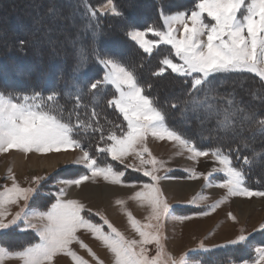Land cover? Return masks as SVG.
Returning a JSON list of instances; mask_svg holds the SVG:
<instances>
[{"label": "snow or ice", "instance_id": "obj_1", "mask_svg": "<svg viewBox=\"0 0 264 264\" xmlns=\"http://www.w3.org/2000/svg\"><path fill=\"white\" fill-rule=\"evenodd\" d=\"M81 3L89 21L85 27L91 29L94 37L100 30L101 14L124 15L115 0H102L96 6L87 0H81ZM48 11L58 15L55 6L49 7ZM158 12L162 25L129 26L126 33L148 56L161 55V46H170L151 75L163 78L170 70L179 77L191 78L188 93L191 99L184 102V111L187 112L191 105L193 113L203 110L207 118L215 116L217 128L240 136L243 148L251 150V156L240 155V147H228L227 150L223 146L202 147L170 127L165 108L156 97L148 94L152 85L142 82L136 66L103 54L95 44L90 52L81 48L78 69L87 67L91 55L102 66L103 73L83 87L77 83L73 90L50 89L47 95L44 91L19 92L0 88V154L15 150L25 157L30 154L47 156L78 149L80 154L67 163L82 165L85 169L67 179H56L48 173L33 175L27 186L17 180L12 168L7 169L4 179L10 183L0 186V237L31 230L38 240L18 245L0 243V264L10 260L19 264H55L61 255L69 257L72 264H92L93 261L105 264L78 235L81 230L102 243L111 255L110 264H204L202 259L193 258L198 255L197 250L208 253L223 245L209 246L201 241L196 249H189L179 256L168 250L166 222H183L193 217L174 215L175 209L161 186L162 180L172 177L159 174L166 161L153 155L148 147L150 137L173 142L177 148L175 155L187 154V159L194 165L201 157L212 159L213 167L207 172L198 171L195 166L185 169L189 173L188 179L205 182L200 192L183 202L198 207L203 205L207 209L197 211L195 215L207 216L233 197L264 198V190L254 189L248 183L250 169L258 163L264 165V151L257 152L252 148V141L257 136L264 139V110L257 112L251 107V103L258 101L264 109V0H193L191 7L177 11H165L161 4ZM149 34L154 38L149 39ZM24 43L20 42L21 47ZM217 74H254L261 88L249 90V100L237 91V88L243 89L242 84H234L231 91L221 93L213 83ZM109 87L113 91L107 98ZM85 89L90 94L87 103ZM201 92L203 96L198 95ZM62 98L70 100L71 106L61 103ZM100 100L122 117L120 123L98 111ZM179 106L169 104L172 109ZM245 132L250 135L245 137ZM97 136L98 140L94 141ZM107 157L123 165L124 170L105 162ZM129 157L134 162L125 163ZM129 168L142 172L148 181L138 183L133 179L126 182L125 173ZM215 173H222L223 178L212 183L210 178ZM101 179L133 189L130 196L117 198L115 204L127 216L135 237L126 236L99 211L94 215L101 223L95 222L93 209L82 200L69 196L71 189H80L86 183L95 184ZM50 180H55L51 186L57 191L42 193L41 189ZM213 187L223 189L224 194L207 203L209 197L203 189ZM41 195L53 198L46 210L30 206L29 202ZM128 200L147 210L143 221L127 207ZM13 206L18 210L13 212ZM228 216L237 220L231 212ZM257 230L264 231V223L259 229H253ZM250 236L251 233L246 234L242 227L225 244L243 246ZM73 244L85 249L91 260L80 255ZM254 252L251 259L230 261L229 264H264V246L255 247Z\"/></svg>", "mask_w": 264, "mask_h": 264}, {"label": "trees", "instance_id": "obj_2", "mask_svg": "<svg viewBox=\"0 0 264 264\" xmlns=\"http://www.w3.org/2000/svg\"><path fill=\"white\" fill-rule=\"evenodd\" d=\"M23 1L14 0L4 4V0H0V5H2L0 30L5 33L2 44H0V88L19 92L44 91L47 95L50 89L64 92L73 90L74 84L77 83L83 87L90 79H99L103 74L102 66L91 55L86 68L78 69L77 67L80 49L84 48L90 52L95 44L103 54L114 56L126 64L136 66L142 82L152 85L148 94L156 97L165 108L170 127L178 129L202 147L223 146L225 150L228 147L233 149L240 147V155L251 156V150L243 148L240 136L218 130L217 118L215 116L210 119L203 118V116L206 117L203 110L193 113L190 110L191 105H188L187 113L197 117L189 116L188 125H185L182 114L185 112L184 102L191 99L188 95L191 81L171 73L170 70L163 78L151 75L158 66V60L168 53L170 46L162 45L161 55L148 56L126 34L129 26L144 28L151 24L162 25L158 12L161 4L165 6V11H177L191 7L193 0H135L132 3L129 0H115L124 15L116 17L111 14L106 16L101 14L98 21L100 30L95 37L91 29L85 27L89 21L81 0H35L34 6L37 12L32 16L28 14V5H23ZM87 2L96 6L102 0H87ZM52 6L58 9V15L49 13L48 9ZM43 7H45L44 11H42ZM59 16L64 17L60 24L63 27V33L55 30L46 32L41 29L36 33L32 31L33 27L37 26L49 27L46 20ZM67 31L70 33L67 34ZM150 36L153 38L152 35ZM51 40H57V42L48 48H35V45H44ZM21 41L25 42L23 47H21ZM213 83L221 93L231 91L234 84H242L243 89L237 88V91L246 100L250 99L249 90L261 88L254 74H217V79ZM112 91L109 87L107 98L111 97ZM168 91H174V94L168 96ZM203 94L201 92L198 95L203 96ZM89 98L90 94L85 89V103ZM61 103L71 106V101L65 98L61 99ZM171 103H177L180 106L172 109L169 107ZM99 104L98 111H101L102 115H107L110 120L120 123L119 115L114 113L113 116L112 108H107L103 100H100ZM251 107L257 112L264 110L258 101L251 103ZM188 114L184 115L188 116ZM201 127L205 130L202 131ZM249 135L248 132L244 133L245 137ZM95 140L98 138L95 137ZM252 148L257 152L264 151V139L257 136L252 141ZM248 183L254 189L264 190V165L258 163L250 169ZM18 237L19 234L11 233L7 237H0V242L9 245L8 242H16ZM250 240L245 244V248H250ZM239 247L228 245L225 253H221L224 252L223 250L217 254L212 252L208 254V257L214 255L211 258L215 260L214 257L219 254L230 261L233 259L230 254Z\"/></svg>", "mask_w": 264, "mask_h": 264}, {"label": "rangeland", "instance_id": "obj_3", "mask_svg": "<svg viewBox=\"0 0 264 264\" xmlns=\"http://www.w3.org/2000/svg\"><path fill=\"white\" fill-rule=\"evenodd\" d=\"M14 0H4V4L10 3ZM49 1V0H48ZM135 0H129L130 3ZM35 0H24L22 2L23 5H28L29 9L28 14L32 16V14L36 13L37 10L35 8ZM43 6V5H41ZM0 9H2V5H0ZM45 7H43V10ZM58 12V9H57ZM64 17H52L46 20L49 27L43 28L40 26L33 27V32H38L41 30H45L46 32L55 30L57 32L63 33V27L60 25ZM24 28V27H23ZM67 34L70 32L67 31ZM4 34L0 30V44H2V39ZM149 34L148 38L153 39ZM58 40V39H57ZM55 41H48L44 45H35V48H48L51 47ZM60 41V39H59ZM191 81V78H188ZM174 94V91H168L167 95L171 96ZM191 110V109H190ZM114 111L112 114L114 116ZM191 113V112H190ZM188 114L187 112L183 113L182 119L185 125H188L189 116L197 117L196 115L188 114V116L184 115ZM118 115V113H117ZM122 117L118 116V120L120 121ZM203 118H207L203 116ZM103 123V121H101ZM204 131V127L200 128ZM220 130V129H218ZM200 133V132H199ZM98 138V136H97ZM93 143V148H94ZM102 146V145H101ZM148 147L151 149L153 155L158 157L161 160L166 161V166L164 169H161L160 175H167L172 177V179L162 180L161 186L164 189L165 195L168 198L169 203L173 205L175 209L174 215H190L193 218L190 220H185L183 222L176 220H168L165 226V234L168 239L166 241L168 250L171 251L174 255L179 256L181 253L188 251L189 249H196L197 245L203 241L206 245H223V247H217L211 249L208 253H203L201 250L198 251V255L193 256V258H200L204 261V264H229L230 261L239 262L241 259H251L254 257L255 247L264 246V231L257 230L253 231V229H259V225L264 223V198L260 197H233L228 202L223 203L218 207L215 211H210L207 216H198L195 215L197 211L207 210L200 205H190L183 203L191 199L197 192H200L202 186L204 185L203 179L198 180H190L188 179L189 173L185 171V169L195 166L198 171L207 172L213 167V161L209 158H200V162L194 165V162L187 159V154L184 155H175L177 152V148L174 146L173 142L168 140H156L153 138H149ZM68 154H71V158L66 157ZM79 150L69 149L67 152H62L59 154H49L47 156H40L39 154H30L28 157H25L23 154L12 150L8 154H0V186L5 183H10V181L5 180L4 177L7 174V169L10 167L12 171L15 173L17 180L22 184L27 186L31 177L33 175H44L48 173L49 175L55 176L56 179H67L71 178L73 175H77L83 173L85 169L82 165H75L70 162L74 160L79 155ZM62 158V162L58 163L55 167H44L41 165L42 162L51 161L52 158ZM19 161V162H18ZM24 161V162H23ZM105 162H111L118 168V170H124V166L120 165L119 162L111 161L110 157H107ZM133 158L129 157L125 163H132ZM31 164L35 167L32 168ZM223 178L222 173H215L211 179L212 183H217ZM126 182H129L133 179H136L138 183L147 182L148 177H144L142 172H134L132 169H127L125 173ZM23 181V182H22ZM189 182V183H198V186L194 191H183L180 192L175 188L176 184L169 185L167 182ZM55 183V180H50L48 183L41 189L42 193L47 192H56L57 188L52 187ZM103 187V189H102ZM105 187V188H104ZM106 187L108 188L107 193ZM98 188V189H95ZM95 189V190H94ZM77 191L73 192L74 194L70 197L77 198L82 200L88 207L93 209V216L95 222L101 223V220L98 216H95L94 213L99 211L103 213L109 221L117 227L120 231H122L129 238L135 237V233L130 228L127 216L119 205L115 204V200L117 198H127L131 195L133 189L121 187L120 185H112L109 184L102 179L97 183L93 184L91 182L86 183L80 189H76ZM99 190V191H97ZM92 191V192H91ZM116 191V192H115ZM204 194L209 197L207 203H211L214 200L219 199L223 194L224 190L220 188H204ZM51 197H47L41 195L34 201H30V206L34 208H39L40 210H46V207L50 205L52 202ZM179 202V203H178ZM127 207L132 211L133 215L143 221L144 217L147 215V210L141 207L137 202L128 200ZM18 208L13 206L12 211H17ZM231 212L233 215L237 217L236 221H233L229 218L228 213ZM245 229L246 234L251 233L250 248H245V245L240 246L238 249L235 248V251H232L231 259L226 257H221V255H216L214 259L211 255L208 257V254L212 252H216V254L221 252L225 253L228 245L225 242L229 239H233L241 228ZM105 230L107 227L105 226ZM19 234V237L16 239V242L10 243L11 245L18 244H27L29 242H35L38 240V237L34 232L28 230L27 232H14ZM78 235H80L81 239L87 243L93 251L97 253V255L105 261V264H110L111 255L106 250V248L102 245V243L96 240L90 233H87L81 230ZM263 241V243H261ZM1 243V242H0ZM74 249L86 259L91 260V257L88 256V253L85 249H81L78 244H73ZM154 249V246H149ZM6 264H19L16 260L7 261ZM55 264H72V261L69 257L66 256H58L56 258ZM92 264H95L93 261Z\"/></svg>", "mask_w": 264, "mask_h": 264}, {"label": "bare ground", "instance_id": "obj_4", "mask_svg": "<svg viewBox=\"0 0 264 264\" xmlns=\"http://www.w3.org/2000/svg\"><path fill=\"white\" fill-rule=\"evenodd\" d=\"M66 157L71 158V154H68ZM62 161H63L62 158H56L55 157V158H52L51 161L42 162L41 165L44 166V167H55L56 165H58V163H60ZM31 167L34 168L35 166L33 164H31ZM167 183L169 185L176 184L175 188L177 189V191L179 190L180 192H183V191H194V189H196L197 186H198L197 182H195V183H189V182L188 183L187 182L186 183L185 182L179 183V182H175L174 183V182L168 181ZM95 189H98V188H95ZM102 189H103V187H102ZM107 190H108V188L106 187L105 193H107ZM75 191H77L76 188L71 189L70 192H69V196H72L74 194L73 192H75ZM97 191H99V190H97Z\"/></svg>", "mask_w": 264, "mask_h": 264}]
</instances>
